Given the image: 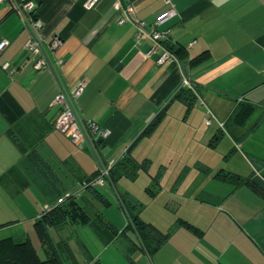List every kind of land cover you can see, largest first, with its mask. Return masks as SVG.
I'll list each match as a JSON object with an SVG mask.
<instances>
[{
  "label": "crops",
  "instance_id": "1",
  "mask_svg": "<svg viewBox=\"0 0 264 264\" xmlns=\"http://www.w3.org/2000/svg\"><path fill=\"white\" fill-rule=\"evenodd\" d=\"M125 3L147 26L170 6L176 9L160 26L168 31L162 47L148 54L152 39L137 42L136 25L119 22ZM38 5L45 38L61 41L56 69L33 68L19 14L9 5L0 11V41H9L0 52V232H9L0 238H28L41 258L45 247H60L63 264H264V0ZM165 45L179 54L160 63ZM3 62L8 69L1 68ZM79 82L84 89L75 100L78 113L109 130L93 150L74 144L53 124L55 95ZM182 85L193 87L191 106L175 95ZM243 103L254 109L237 121ZM208 110L215 116L210 124L204 120ZM222 142L227 150L206 160L194 151H216ZM125 155L129 172L114 166L116 180L107 182L116 188L119 177L143 174L150 200H127L154 229L146 240L127 227L125 212L124 226L104 215L112 202L100 186L80 184ZM208 177L217 183L207 188L200 180ZM64 190L75 193L90 220L65 217L49 223L43 235L39 218ZM121 195L117 190L119 202ZM19 225L25 228L13 232ZM157 232L166 236L153 249Z\"/></svg>",
  "mask_w": 264,
  "mask_h": 264
},
{
  "label": "built area",
  "instance_id": "2",
  "mask_svg": "<svg viewBox=\"0 0 264 264\" xmlns=\"http://www.w3.org/2000/svg\"><path fill=\"white\" fill-rule=\"evenodd\" d=\"M93 0H86V5H91ZM122 1V0H121ZM7 3L11 10L17 12L22 20L23 27L28 31V37L24 46L33 57L34 69H56L62 59L55 54V49L60 45L59 37L54 36L47 40L43 34L44 21L38 13V0H0V4ZM177 15L173 6L157 15L154 21L147 26L145 21L134 17V10L131 4H124V16L119 22L131 21L136 25L135 39L138 42L142 36L152 39L153 44L148 52L155 51L157 47H162V43L167 38V29L160 26L167 20ZM7 39L0 41V52L8 45ZM174 55L166 48L158 57V62L173 60ZM9 63L3 62L1 68L8 69ZM13 69H10L11 73ZM84 82H79L70 88L61 87L54 97V102L59 105L58 114L53 122L55 129L68 137L74 144L93 150L101 141L109 135V130L91 119H84L77 111L75 100L82 93ZM215 116L208 110L204 120L206 124L214 121ZM220 126L222 122H218ZM112 163H108L99 168L96 175L89 180H84L81 186L103 185L109 176ZM65 195H68L66 193ZM63 197L59 198L61 201Z\"/></svg>",
  "mask_w": 264,
  "mask_h": 264
},
{
  "label": "trees",
  "instance_id": "3",
  "mask_svg": "<svg viewBox=\"0 0 264 264\" xmlns=\"http://www.w3.org/2000/svg\"><path fill=\"white\" fill-rule=\"evenodd\" d=\"M166 41V40H165ZM166 48L174 55L179 54V50H173L172 47H169L165 45ZM200 55L197 56V58ZM193 87H188L185 85H182L177 93L175 94L177 97H180L184 101H186L187 106H191L194 103V98H195V93L192 89ZM254 107L251 104H246L243 103L238 107V110L236 112V119L237 121L244 119L246 116L250 115L251 112L253 111ZM164 110H161L155 118L149 123L145 131L147 129H150V127L158 121L160 116L162 115ZM132 147V146H131ZM131 147L127 149V151H130ZM129 158L128 155H125V157L119 159L114 165L111 166L110 168V173L109 176L105 179L107 180H112L111 182H115L116 177L114 173V166H117L119 169L124 170L123 174H127L129 171L126 169L127 167V162ZM125 167V168H124ZM97 173L93 174L86 180L91 179L94 175ZM219 176V175H218ZM221 175L220 178H227V175ZM244 182H247V179L243 180ZM85 187H90L96 190L97 185H87ZM68 193V195H65ZM102 196V195H101ZM63 197V199L60 201L59 198ZM75 198V193L72 192V190H64L61 195H59L56 198L55 204L52 206L50 211L46 212L41 218H39V221L41 223L39 231L43 235L48 236V224H52L54 222H59L63 218H69V219H75V220H90L89 214L83 209V207L79 206L77 202L74 200ZM106 200V198H105ZM107 201V200H106ZM129 201V200H128ZM124 197H120V206L124 208L126 212V216L128 218V224L127 227L134 226L139 233V235L143 238V240H146V238L152 234L153 227L147 223H144L139 219V216L136 212L132 210V207L127 205L128 202ZM37 222V224H38ZM108 228L111 230V226L108 225ZM126 227V228H127ZM113 233H117L116 230L112 229ZM123 232V231H121ZM157 235H154L156 238H158L159 241L155 243V246L153 249H155L159 242L166 236V234H159L158 232L156 233ZM57 248V247H56ZM57 251H48V248L45 247L46 255L44 258H41L31 243L30 239H25L23 241H16L14 238L7 236L0 238V264H63V260L60 258V247L57 248Z\"/></svg>",
  "mask_w": 264,
  "mask_h": 264
},
{
  "label": "rangeland",
  "instance_id": "4",
  "mask_svg": "<svg viewBox=\"0 0 264 264\" xmlns=\"http://www.w3.org/2000/svg\"><path fill=\"white\" fill-rule=\"evenodd\" d=\"M7 6L8 5L5 4V3L0 4V11H3L5 9H7ZM226 150H227V145H225V143L222 142L220 144V146L217 147V150L216 151H208V150H205V148H203V147H200V148H198L197 150H194V151H196V154L199 155V156H201L202 159H205L206 160L211 155H213V153L218 152L220 154L221 153L220 151L225 152ZM139 152L141 153L142 152V149ZM144 152H147L148 153L149 151H144ZM218 153L214 155V157H213L214 159H217L219 157V154ZM185 155H187V153H185ZM144 181H145V179H144L143 174H141L139 176V178H137L136 180H131L127 176H121V177H119L118 178V181H117V184H116V188L114 186H112L109 182L104 181L103 185L100 186L101 191L112 202V207H111L110 211H108V208H105L104 215L107 216V217L109 216V218H112V220H113V222H115V224H117L118 222H122L123 220L126 219V218H124V213H123V212H125L124 208L123 207L119 208V206H118V203H120V202L117 200V190L120 191L122 194H124L126 200L129 197L130 198H135V199H137V200H139L141 202L150 200L149 196H147V194L144 191V187H143L145 185ZM191 182H192V180L190 179V180H186L184 183L186 185V184H190ZM200 182H203L207 186V188H208V187L211 186V184H208V183L209 182L212 183L213 181H211L210 177H208L205 180L204 179L203 180H200ZM214 182H216V181L214 180ZM180 190H182L184 192H187L185 190V188H181ZM129 204H130V201L127 202V205L128 206H129ZM148 211H149V209L147 208V211H144L143 214L149 213ZM123 226H124V221H123ZM21 228H25V226H23V225L16 226L15 228H13V229H15V230H13V232L18 231ZM7 232H9V230H7V229L2 230L0 232V237L1 236H4V234H7ZM121 238L122 237H120L117 240V243L120 242V239ZM35 242L37 243L36 240H35ZM38 251H39L40 255L42 256V252L39 249H38Z\"/></svg>",
  "mask_w": 264,
  "mask_h": 264
},
{
  "label": "water",
  "instance_id": "5",
  "mask_svg": "<svg viewBox=\"0 0 264 264\" xmlns=\"http://www.w3.org/2000/svg\"><path fill=\"white\" fill-rule=\"evenodd\" d=\"M180 66H181V69L183 71V74H184L185 78H187V74L185 73V69H184V67H183V65L181 63H180Z\"/></svg>",
  "mask_w": 264,
  "mask_h": 264
}]
</instances>
